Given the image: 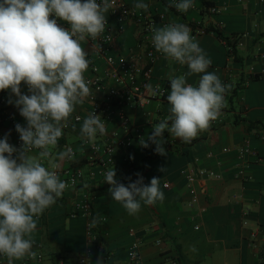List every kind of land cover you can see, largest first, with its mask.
Listing matches in <instances>:
<instances>
[{"label":"crops","instance_id":"crops-1","mask_svg":"<svg viewBox=\"0 0 264 264\" xmlns=\"http://www.w3.org/2000/svg\"><path fill=\"white\" fill-rule=\"evenodd\" d=\"M207 1L218 9L216 13L210 12L201 0H194L195 6L187 13L178 12L161 0H144V3L156 19L163 16L173 23L187 25L212 61L208 70L214 71L225 84L230 85L225 96L226 106L215 123L200 132L190 146L165 131L163 137L171 147L165 148L166 143L163 145L167 153L164 156L155 152V144L151 142L147 148L141 146L140 141L147 140L151 134L152 125L169 115V77L188 71L186 65L166 59L161 53L152 64L147 92L153 86L163 84L166 86L165 96L145 100L140 106H124L129 119L128 133L117 125L116 119L107 123L108 132L117 131L121 137H133L128 146L115 152L113 167L117 178H125L121 182L125 185L130 182L129 177L134 182L138 178L137 173L143 176L145 184H149L153 177L160 178V188L165 196L163 202L150 206L142 203L139 214L130 216L120 203L111 198L108 193L110 185L93 190L86 178L85 185L78 191L87 190L92 194L91 213L100 220L95 238L89 240L86 236L91 216L71 215L76 195L72 189H67L60 200L37 220V229L32 236L40 244L38 250L42 259L25 258L14 261V264H59L60 261L79 264L77 258L87 248L91 249L88 257L91 264H96L98 258L103 264H124L127 248L134 239L140 241L143 264H172L173 260L176 264H262L264 139L259 136L262 130L249 127V123L261 120L264 124V0ZM126 2L133 6L136 0ZM110 24L114 29L113 20ZM210 25L224 34H239L237 58L227 51L224 41L214 31L205 30ZM81 46L88 55L95 53V41H82ZM111 53L122 56L140 53L137 27L133 21L116 33ZM96 64L102 73L106 72L107 67L102 60H96ZM250 74L258 77L252 79ZM199 78V75H192L188 83L195 86ZM240 79L243 83L237 104L229 108L230 91ZM111 86L116 87V81L108 78L104 89L91 88L92 96L76 106L57 148L53 149L55 154L71 147L75 153L71 160H55L59 166L69 162L82 164L91 154L89 147L83 144L80 128L93 103L101 100L105 90ZM3 106L19 124L26 123L15 105L9 103L8 91H5ZM75 115H81L83 120L75 122ZM6 134L8 142L14 145L15 127L4 123L0 127V139ZM244 145L262 158V161H256L249 156L251 161L246 172L250 178L246 181L233 176L240 164L236 149ZM223 148H228V151H223ZM41 162L48 163L46 160ZM199 168L217 171L221 178H196L188 185L184 171Z\"/></svg>","mask_w":264,"mask_h":264},{"label":"clouds","instance_id":"clouds-1","mask_svg":"<svg viewBox=\"0 0 264 264\" xmlns=\"http://www.w3.org/2000/svg\"><path fill=\"white\" fill-rule=\"evenodd\" d=\"M115 6L116 0H0V92H9V103L26 121V126L15 125L19 149L8 142V134L0 139V256L6 257L7 264L36 259L32 234L37 220L69 187L60 179L55 170L59 164L54 161L71 160L73 150L66 147L54 154L53 149L76 106L93 94L84 75L91 61L81 42L96 40L105 32L107 14ZM170 6L187 13L195 4L194 0H177ZM133 7L148 9L144 0H136ZM58 20L70 27L59 26ZM150 31L155 50L188 69L169 77V115L152 125L147 140L140 141L144 148L149 142L155 144V152L164 156L163 133L191 143L221 115L230 85L208 70L212 61L187 25L169 23ZM192 75L200 77L195 86L188 83ZM105 133V120L96 112L83 120L80 135L86 142ZM136 175L134 182L129 177L125 185L114 167L104 173L111 198L130 216L139 214L142 203L150 206L165 199L160 178L145 184L143 176ZM84 264H91L90 258ZM96 264H103L102 259Z\"/></svg>","mask_w":264,"mask_h":264},{"label":"built area","instance_id":"built-area-1","mask_svg":"<svg viewBox=\"0 0 264 264\" xmlns=\"http://www.w3.org/2000/svg\"><path fill=\"white\" fill-rule=\"evenodd\" d=\"M168 1L170 5L177 2V0ZM173 9L176 10L175 7H173ZM208 9L210 12L214 13L218 11L215 6H209ZM112 20L115 23L114 29H112L110 24ZM107 21L108 24L106 25L105 32L101 34L98 39L92 40L96 43V50L93 55H88V59L91 63L84 74L86 81L91 82L90 87L95 89H104L108 78H113L116 81L117 86L107 88L102 99L94 102L90 109V114L96 112L105 120L106 133L104 135H98L92 142L83 140V144L89 147L91 154L83 160L82 164L69 162L55 169L60 179L68 182V189H72L75 192L76 201L74 210L71 213L72 216L78 214L91 216L92 194L87 190H81L80 192L78 190L85 185L86 178L89 179L90 186L93 188H101L108 185L104 183V173L113 167L115 152L120 148L128 146L133 140V137L130 135L121 137L117 131L108 132L107 123L116 119L117 125L128 133L130 130L129 119L123 107L126 105L140 106L145 100L163 98L166 94V86L163 84L155 85L151 88L158 89L156 94H153L151 90L147 92L151 67L159 54L152 44V33L150 29L152 27H162L173 22L163 16L156 19L155 15L149 10L143 11L135 9L133 6L129 5L126 0H116V6L108 13ZM129 21H133L137 27V47L140 53L130 56L113 55L111 53V44L115 35L123 31ZM58 24L63 28H67L61 20H58ZM191 35L195 37L196 34L191 33ZM234 39H232L230 43H226L223 40L230 54L232 52V44L235 43L236 46L238 44V38L236 40ZM96 60H102L105 63L107 67L106 72L102 73L99 66L96 64ZM23 86L25 89L22 91L27 94V87L25 85ZM4 103L5 91L0 92V105H2L0 106V127L4 123H8L15 127L18 121L7 109H5L3 106ZM82 120L81 115L74 116L75 122H81ZM214 123L215 121L211 124ZM21 125L26 126V123ZM259 136L264 139V131H261ZM14 146L18 149L21 147L18 133L14 140ZM71 149L73 150V148ZM223 151H228V148H223ZM236 151L240 164L233 176L242 181H246L250 178V175L246 172L251 161L249 156L255 158L256 161H262V158L247 145L237 148ZM73 153H75L74 150ZM41 163L44 164L45 167H49V163ZM49 170L53 169L49 168ZM184 173L188 185H191L196 178H221V174L212 169H191L190 171H184ZM164 185L167 186V184ZM193 200L195 201V199ZM195 228H197V226H195ZM86 236L89 240L95 238V225L91 217L86 226ZM39 246L40 244L34 240V251L37 252L35 260L42 259V254L38 250ZM90 254L91 249L87 248L85 252L78 256V263L84 264L85 259L88 258ZM126 257L127 260L124 264H143L140 253V241L138 239L132 240L129 244ZM27 260L31 259L27 258ZM0 264H7L6 257L0 256ZM59 264H63V262L60 261ZM172 264H176L174 260Z\"/></svg>","mask_w":264,"mask_h":264},{"label":"trees","instance_id":"trees-1","mask_svg":"<svg viewBox=\"0 0 264 264\" xmlns=\"http://www.w3.org/2000/svg\"><path fill=\"white\" fill-rule=\"evenodd\" d=\"M163 3H166L167 5L170 6L169 3L165 2L164 0H161ZM202 1V4L207 8L210 6V3L207 1V0H201ZM172 9L173 7L170 6ZM206 31H214L216 33V35L224 40L226 43H230L232 41V39L236 40L239 36V34H236V33H231V34H224L222 33L218 28L214 27V26H207L205 28ZM231 55H233L234 58H237V51H236V45L235 43L232 44V52H231ZM252 79H255L258 77L257 74H250L249 75ZM243 81L242 79L238 80V82L236 83V85L231 89L230 91V95L228 97V107L229 108H233L236 104H237V95H238V92L241 88V85H242ZM249 127H255L257 130H262L264 131V124H262L261 120H254V121H251L249 123ZM193 142L191 141V143H186V146H190ZM170 144L169 143H166L165 144V148H170ZM125 179V178H124ZM123 178H120L119 181L122 182V181H125ZM102 188V187H101ZM93 190H96V189H99V188H92ZM60 198L57 200L59 201ZM91 218H92V221L94 222V225L96 227L95 231H97L99 229V224H100V220L98 219V217H96L93 213H91ZM260 257H261V263L264 264V247L260 253Z\"/></svg>","mask_w":264,"mask_h":264}]
</instances>
